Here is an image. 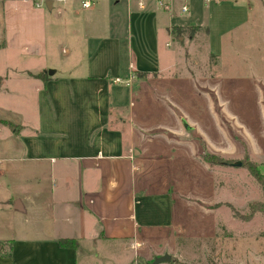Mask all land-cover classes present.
Instances as JSON below:
<instances>
[{
    "label": "crops",
    "instance_id": "1",
    "mask_svg": "<svg viewBox=\"0 0 264 264\" xmlns=\"http://www.w3.org/2000/svg\"><path fill=\"white\" fill-rule=\"evenodd\" d=\"M83 1L0 0V264H137L138 257L147 264L163 252L150 244L172 223L171 198L136 188L134 128L125 137L124 117L110 122V102L123 93L110 96L108 81L156 74L147 60L160 40L182 42L178 27L207 31L198 22L211 0ZM48 18L55 39L66 34L72 49L88 51L74 66L80 72L49 73L37 63ZM20 162L32 166L19 174L27 182L13 186L18 175L2 173ZM48 177L59 183L50 191ZM59 238L76 245L62 247Z\"/></svg>",
    "mask_w": 264,
    "mask_h": 264
},
{
    "label": "rangeland",
    "instance_id": "2",
    "mask_svg": "<svg viewBox=\"0 0 264 264\" xmlns=\"http://www.w3.org/2000/svg\"><path fill=\"white\" fill-rule=\"evenodd\" d=\"M206 5L198 23H205L207 31L176 29L182 42L160 40L155 58L147 60L156 74L134 71L128 83L123 76L120 82L108 81L110 96L123 93L110 102V122L120 124L118 118L124 117L125 137L129 126L134 128L141 168L136 188L164 190L171 198L172 223L150 244L152 251L170 254V260L157 264H264V213L257 207L264 205V194L245 165L254 162L264 173V0ZM78 22L75 17L69 23ZM47 30L46 51L37 63L62 75L80 72L74 66L88 51L72 49L76 42L66 34L55 39L50 18ZM203 152L217 154L222 162L204 161ZM49 165L44 163V172ZM31 166L20 162L2 174H17L11 183L20 186L27 181L19 174ZM42 183L48 191L59 185L49 177ZM79 257L84 261V254ZM136 261L145 264L140 257Z\"/></svg>",
    "mask_w": 264,
    "mask_h": 264
},
{
    "label": "trees",
    "instance_id": "3",
    "mask_svg": "<svg viewBox=\"0 0 264 264\" xmlns=\"http://www.w3.org/2000/svg\"><path fill=\"white\" fill-rule=\"evenodd\" d=\"M195 27H190V28H180L178 27L177 30H188L191 33L195 31ZM202 158L204 161L206 162H210L213 164H219L220 162H222L221 157H219L217 154H213V153H202ZM246 168L248 169L249 173L257 180L259 181L261 184V188H262V193L264 194V173L261 174V172H259V170L256 168L254 162H246ZM257 207H259V210L262 211L264 213V205L257 203ZM58 244L62 247H66V246H75L76 245V240L73 238H59L58 239Z\"/></svg>",
    "mask_w": 264,
    "mask_h": 264
},
{
    "label": "water",
    "instance_id": "4",
    "mask_svg": "<svg viewBox=\"0 0 264 264\" xmlns=\"http://www.w3.org/2000/svg\"><path fill=\"white\" fill-rule=\"evenodd\" d=\"M49 73H50V71H49ZM183 125H184V128H186V129L190 128V126L184 120H183ZM237 165H240V163L238 162ZM169 260H170V254L165 252L159 256L154 257L152 260V264H157V263H160L163 261H169Z\"/></svg>",
    "mask_w": 264,
    "mask_h": 264
},
{
    "label": "built area",
    "instance_id": "5",
    "mask_svg": "<svg viewBox=\"0 0 264 264\" xmlns=\"http://www.w3.org/2000/svg\"><path fill=\"white\" fill-rule=\"evenodd\" d=\"M89 5H90L89 0H84V1L82 2V6H84V7H88ZM184 9H185V8H183V10H184ZM114 81H116V82H120L121 79L118 78V77H116V78H114ZM127 83H128V81H127Z\"/></svg>",
    "mask_w": 264,
    "mask_h": 264
}]
</instances>
